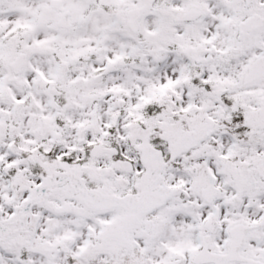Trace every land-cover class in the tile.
<instances>
[{
	"label": "snow or ice",
	"instance_id": "1",
	"mask_svg": "<svg viewBox=\"0 0 264 264\" xmlns=\"http://www.w3.org/2000/svg\"><path fill=\"white\" fill-rule=\"evenodd\" d=\"M0 264H264V0H0Z\"/></svg>",
	"mask_w": 264,
	"mask_h": 264
}]
</instances>
